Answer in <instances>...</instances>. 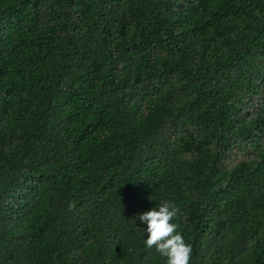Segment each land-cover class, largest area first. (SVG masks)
Returning a JSON list of instances; mask_svg holds the SVG:
<instances>
[{"label": "trees", "instance_id": "1", "mask_svg": "<svg viewBox=\"0 0 264 264\" xmlns=\"http://www.w3.org/2000/svg\"><path fill=\"white\" fill-rule=\"evenodd\" d=\"M264 264V0H0V264Z\"/></svg>", "mask_w": 264, "mask_h": 264}, {"label": "clouds", "instance_id": "2", "mask_svg": "<svg viewBox=\"0 0 264 264\" xmlns=\"http://www.w3.org/2000/svg\"><path fill=\"white\" fill-rule=\"evenodd\" d=\"M180 211L171 202L164 201L138 217L146 225L145 246L154 248L160 256L166 258V264H190L191 261L192 248L178 231L179 225L173 222Z\"/></svg>", "mask_w": 264, "mask_h": 264}]
</instances>
